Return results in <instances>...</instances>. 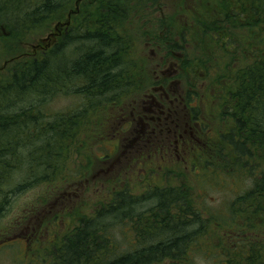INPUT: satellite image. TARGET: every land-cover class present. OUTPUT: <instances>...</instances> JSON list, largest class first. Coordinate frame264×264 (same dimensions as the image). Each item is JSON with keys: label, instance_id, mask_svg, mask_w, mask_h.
I'll return each instance as SVG.
<instances>
[{"label": "rangeland", "instance_id": "374dc122", "mask_svg": "<svg viewBox=\"0 0 264 264\" xmlns=\"http://www.w3.org/2000/svg\"><path fill=\"white\" fill-rule=\"evenodd\" d=\"M32 1L36 3L41 0ZM116 1L119 4L111 6L107 11L104 10L107 13L104 16L103 9L99 12L96 9L99 8L98 3L92 7L90 4H84L82 0H64L65 3L58 17L53 16L38 23L33 31L20 38L14 45L22 59L41 58L45 51L57 47L55 58L59 60L63 70L71 71L80 56L103 49H100L98 43L92 38L78 39L76 35L79 33L82 35L88 29L103 30V33L119 39L114 48L106 50L108 52L114 50L120 56L123 67L117 71L122 72L123 82H130L126 72L129 65L127 57L129 59L130 55H133L132 57H137H134V66L137 65L136 68L142 69V73L139 71V77L135 78L136 82L141 77L148 89L145 90V87L137 89L138 86H134V90L137 89L133 93L135 99L127 100L121 121L115 124L114 121L103 120L105 124L102 127L101 138L85 140L86 138L81 134L79 136L82 140L81 150L78 141L77 146L74 145L68 156L57 158L56 155L59 153H55L50 165L59 170L55 174L52 173L54 175L49 181H42V183L37 181L41 180L40 177L43 175H48L49 165L45 166L47 170L44 172L42 169L28 173L30 170L28 168H31L30 162L39 161V158L31 153L43 145L42 141L31 140V137L23 140L25 145L32 144V150L29 153L31 159H26L29 157H26V154L20 155L18 159L21 160L20 167H22L21 170L24 169L23 174L16 173L11 184L13 186L25 181L30 184L25 189L10 193L7 196V202L0 199V264H50L53 245L61 242L62 239L65 240L67 234L80 225L81 217L92 218L98 206L101 205L102 209L110 204L114 193L123 188L134 196H142L136 201L134 214L148 215L151 209L156 208L159 200L153 195H145L152 188L159 187L184 190L188 198L193 201L190 208L195 212L200 211L203 218L211 219L214 215L226 216V213L230 215L227 210L231 207V201L252 186L253 177L248 171L238 169L239 159L235 151H231L230 147L227 148L231 145L222 147L220 137H216L219 130L225 133L234 126L232 111L228 109L231 106L226 104L222 96L223 94L231 95L240 84L237 83L235 76L224 74L223 71L230 60H232L230 66L234 64L233 68L238 69L235 62H240L241 59L232 57V54L222 48L215 53L212 48L214 54H211L207 49L210 46L208 42L211 40L199 32L200 29L196 27L195 22L199 11L204 14L210 11L212 15L213 2L219 4L221 0ZM28 8L32 7H29V3L26 2L21 12ZM71 14L81 15L80 24H75V18L73 19ZM95 19H98V24ZM17 20L20 21L19 18ZM99 20L104 23L99 24ZM110 22L114 24V27H110L112 25L108 24ZM0 31H3L5 35L7 30H3L2 27ZM234 31L232 50L237 47L239 37L242 41L248 37L244 27ZM69 34L70 42L67 41L65 44L64 37ZM182 34L186 42L181 38L177 39ZM172 36H177L175 41L178 43V49L176 48L175 53L173 49H168L170 43L165 40L168 37L171 40ZM216 43L211 46H218ZM227 47L230 49L228 45ZM163 55H168L167 59L180 63L182 58L202 61L209 66V70L198 67L196 71L187 70L189 74L180 75L181 72H179L177 75V71L180 70L177 66L175 67L178 70L171 71L168 69H175V67H170L168 64L162 68L158 67V64L164 61ZM238 55L241 56L240 53ZM5 56L7 55L0 54V79L9 77L13 67L17 65L15 59ZM227 75L232 76V80L226 79ZM161 76L166 79L168 86L165 88L167 95L162 98L164 103L170 106V100L173 103L175 100L173 106L176 105L178 109V113L173 115L178 125V132L183 134L188 130L186 137L191 131L198 132L199 138H182L172 133H159V129L155 128L157 122L150 121L146 108L150 106L152 96L159 94L153 87L158 86L156 83ZM69 91V93L62 92L52 99L49 97L45 102L40 97L32 100L26 97V100L21 102L14 111L21 112L30 105L40 107L44 104L47 106L43 111L45 114L48 112L45 120L53 122L56 120L54 116L57 113L83 112L84 108L92 107L85 104L88 101L104 104L108 103L113 95L96 96L93 92L87 94L79 90L77 84ZM190 91L195 93L193 102L187 101V94ZM94 94L95 96H92ZM191 103L200 110V116L207 119L206 124H209V129L192 128L191 124L188 125ZM262 119H264L263 115ZM169 126L171 127L170 124ZM214 146L215 152L207 159V149L211 151L210 148ZM196 147H203V156L197 155ZM83 148L87 150L89 156L87 160L81 157ZM99 157H101L100 160ZM207 160L215 163L214 166L209 162L207 164ZM47 161H50L49 157L45 159V162ZM118 213H105L100 218V225L113 223L108 226V230H113L115 233L116 249L121 250V253L132 251L135 249L133 246L137 240L134 234H131L132 231L127 230L128 224L125 219H119ZM175 213L172 209L171 218L164 219L165 222L171 223ZM112 214L117 216L113 217ZM202 221L203 219H194L181 227L186 232H192L199 228ZM174 224L175 221L168 226ZM216 227L212 222L206 230H214ZM155 241L156 239H148L146 246L154 244ZM198 247L200 246H195L191 251L192 255L187 257V263L209 264L210 258H207ZM105 257L108 256L105 255ZM45 258L48 261H43ZM161 264H169V262L164 261Z\"/></svg>", "mask_w": 264, "mask_h": 264}, {"label": "trees", "instance_id": "16d2710c", "mask_svg": "<svg viewBox=\"0 0 264 264\" xmlns=\"http://www.w3.org/2000/svg\"><path fill=\"white\" fill-rule=\"evenodd\" d=\"M82 1L92 7L98 3L99 8L96 9L98 12L103 9L104 16L108 8L119 4L116 0ZM26 2L32 8L21 12ZM64 3V0H41L36 3L32 0H0V28L7 30L5 35L0 31L2 32L0 54L12 57L17 62L11 75L0 79V199L6 202L10 193L25 189L30 184L26 181L13 186L11 184L15 174L24 170L20 167L21 160L18 159L20 155L26 154V157L29 156L26 159H31L29 153L32 144L25 145L23 140L31 137V140L42 141L43 145L31 153L33 156L35 154L39 161L30 162L31 168H28L30 169L28 173L42 169L44 172L47 170L45 166L49 165L48 175H43L40 177L41 180H37L40 183L49 181L50 177L59 170L50 165L55 153H59L56 155L57 158L68 156L74 145L77 146L78 141L81 150L82 140L79 137L81 134L86 138L85 140L101 138L102 127L105 124L103 120L108 119L117 124L121 121L127 100L135 99L133 93L143 87L145 90L148 89L141 77L138 83L136 82L142 69L136 68L137 65L134 66L133 55H130L129 59L127 57L129 65L126 72L130 82H123L122 72L117 71L123 67L120 56L114 50L111 52L106 50L114 48L119 39L112 35L116 40L113 39L109 34L103 33V30L88 29L82 35L81 33L76 35L78 39L92 38L100 49H103L82 55L83 58L80 56L75 65L72 64L74 66L71 71L63 70L59 60L55 58L57 47L45 51L41 58L22 59L18 49L14 47L15 43L33 31L38 23L53 16L58 17ZM212 10L214 11L212 15L210 11L206 14L199 11L195 17L199 32L211 40L208 42L209 45H214L216 42L218 44L207 49L214 54L222 48L232 54V57L241 59L240 62H235L238 69L233 68L234 64L230 66L232 61L230 60L223 71L224 74L235 76L237 83L240 84L231 95L222 96L226 104L231 106L228 109L232 111L234 126L225 133L219 130L216 137H220L222 147L231 145L227 148L230 147L231 151H235L239 159L238 169L248 171L253 177L252 186L231 201V207L227 210L230 215L228 213L226 216L214 215L211 219L203 218L200 211L195 212L190 208L193 201L188 198L184 190L159 187L152 188L145 195H153L159 200L156 208L149 211L151 215L134 214L136 201L142 196H134L126 189H120L114 193L110 204L102 209L101 205L98 206L92 218L81 217L80 225L75 230L72 229L65 240L62 239L61 242L53 245L50 264H161L164 261H168L169 264H188L187 257L192 255L191 251L195 246H200L198 249L201 248L199 250L210 258L209 264H264V119H262V115L264 116V0H221L219 4L213 2ZM75 15L71 14V17L75 18V24H80L81 15ZM92 16L94 17V12ZM97 21L98 19H95L96 24ZM103 23L99 20V24ZM110 27H114V24ZM241 27H244L248 37L243 41L239 37L237 47L232 50L234 29ZM70 37V34L64 37L65 44L67 41L70 42ZM176 37L172 36L171 40L169 37L165 38L170 43L168 49H173L174 53L176 48L178 49ZM179 38L185 41L183 34L177 37ZM239 53L241 56L238 55ZM162 58H164V66L170 63L175 66L173 60L167 59L168 55H163ZM176 66L180 69L177 75L179 72L180 75L189 74L188 71H196L198 67L209 70L205 62L188 58H182L181 63L177 62ZM230 75H227L226 79L232 80ZM75 84L78 85L79 90L87 94L93 92L96 96L113 95L109 102L104 104L88 101L85 104L92 107L84 108L83 112L57 113L53 122L51 120L46 122L48 112L44 113L43 109L47 106L44 104L40 107L30 105L21 112L14 111L26 100V97L31 100L40 97L45 102L49 97L52 99L62 92L69 93ZM134 86L138 88L134 90ZM194 95V92H188L187 101H195ZM191 108L195 119L199 120L200 110L192 103ZM209 127L207 126L206 129ZM210 149L211 151L207 149L206 152L207 159L212 157L215 146ZM83 150L81 157L87 160L89 157L87 150L85 148ZM196 150L197 155H204L203 147H196ZM47 157L50 161L45 162ZM208 162L213 166L215 164L207 160V164ZM257 174L259 175L256 176ZM172 209L176 212L172 216L174 219L171 223L165 222L164 219L171 218ZM116 212H119V219H125L128 224L127 230L132 231L131 234H134L137 240L132 251L121 253V250L116 249L115 233L113 230H108V226L113 223L100 225V218L105 213ZM111 216L115 217L117 214ZM194 219H203V221L197 230L186 232L182 227ZM174 221L173 226H168ZM212 222L217 227L214 230H206ZM184 231L186 233H183ZM148 239H156V241L146 246ZM43 261L46 262L48 259L45 258Z\"/></svg>", "mask_w": 264, "mask_h": 264}, {"label": "flooded vegetation", "instance_id": "af4514ba", "mask_svg": "<svg viewBox=\"0 0 264 264\" xmlns=\"http://www.w3.org/2000/svg\"><path fill=\"white\" fill-rule=\"evenodd\" d=\"M172 62H175V66L177 65V62L175 60H173ZM170 65V67H175L173 63H170L168 64ZM161 67L164 66L163 63L162 64H158V67ZM171 70H177V68L175 67V69H168V71H171ZM164 77L161 76L160 78H158L159 80H157V85L158 86H154L153 89L156 88V91H158V95L156 96H152V101L150 102V106H148L146 109H147V112H148V117L150 118V121L151 120H155L157 123H156V127L155 128H158L159 129V133H169V134H174V135H180L182 138H185V134H187L188 130H186L183 134L179 133L178 132V125L177 123L175 122V120L173 119V115L175 113V115L178 113V109L176 108V105L175 107L173 106V104L175 103V100H174V103L173 101L170 100V106H167L165 103H164V100L162 99L163 96L167 95L166 94V90L165 88L168 87L167 86V81L166 79H163ZM158 99H156V98ZM181 108V107H180ZM188 108V106H187ZM190 108H191V105H190ZM191 111H189V115H188V125L191 124L190 126L193 128V127H202V129H206V125L208 126L209 124H206V118L204 117H201L200 116V119L199 120H196L195 119V116L193 114V110L192 108L190 109ZM164 117V119H163ZM169 120V122H168ZM152 122V121H151ZM151 122H149L151 124ZM187 122L185 124H187ZM153 123V122H152ZM169 124L171 125V127L169 126ZM202 124H204V126H202ZM174 125V127H173ZM144 127H146L145 124H143ZM154 128V127H153ZM175 128V129H174ZM204 133V132H203ZM189 137H193V138H199L198 136V132H193L191 131L189 136L186 137V138H189ZM101 159V157H99V160Z\"/></svg>", "mask_w": 264, "mask_h": 264}]
</instances>
